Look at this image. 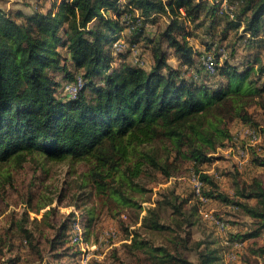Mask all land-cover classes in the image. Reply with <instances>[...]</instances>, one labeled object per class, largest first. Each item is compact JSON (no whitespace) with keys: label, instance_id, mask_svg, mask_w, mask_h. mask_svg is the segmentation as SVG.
Wrapping results in <instances>:
<instances>
[{"label":"trees","instance_id":"trees-1","mask_svg":"<svg viewBox=\"0 0 264 264\" xmlns=\"http://www.w3.org/2000/svg\"><path fill=\"white\" fill-rule=\"evenodd\" d=\"M228 5L237 6L233 17L220 13L216 0H54L46 9L38 5L31 11L0 6V163L20 166L30 155L54 162L85 161L91 163L90 177L99 193L124 206H140L128 190L145 191L137 181L145 164L168 177L172 171L170 163L150 153L133 160V152L165 138L174 145L176 158L194 162L207 200L234 204L254 219L251 231L232 239L264 236V181H235V194L244 201L236 200L220 190L216 174L200 167L214 162L217 157L209 154L231 137L218 124L228 117L256 125L248 104L264 97V0H229ZM163 17L169 18L166 27L147 35L146 25ZM188 24L196 34L203 30L199 45L191 41L198 37ZM121 38L124 47L118 49L115 43ZM139 47L152 51L149 69L129 59ZM209 55L213 72L205 64ZM78 77L84 85L71 96L64 85ZM210 113H217V119L207 128L204 118ZM253 162L264 167V157ZM190 194L166 195L145 207L142 225L175 230L162 220L163 205L183 217L177 227L192 225L194 213L183 208L193 198L203 201L194 189ZM191 208L197 211L199 206ZM74 217L71 213L50 240L58 260L81 253L70 244ZM17 226L19 239L40 253L36 233L23 221ZM186 234L170 248L149 245L136 229L129 247L145 249L155 264H222L219 250L206 241L196 244L198 262L185 256L180 246L186 248L190 231ZM16 245L9 229L0 231V257L11 253L6 264L20 263V254L12 253ZM253 251L264 256V244Z\"/></svg>","mask_w":264,"mask_h":264},{"label":"rangeland","instance_id":"rangeland-1","mask_svg":"<svg viewBox=\"0 0 264 264\" xmlns=\"http://www.w3.org/2000/svg\"><path fill=\"white\" fill-rule=\"evenodd\" d=\"M53 1L0 0V6L31 11L38 5L46 9ZM236 8L235 5L234 9L229 11L230 17H233ZM168 20V17H163L157 23H148L147 35L155 36L166 27ZM188 29L198 37L191 38V41L199 45V37H204L203 30L196 34L194 25L191 24H188ZM147 49L150 50L146 47L134 49L129 59L133 63L148 65L152 51ZM170 62L173 63L174 60L171 59ZM87 93L90 94L89 90ZM248 110L256 125L247 124L239 118H224L218 125L228 129L231 137L224 138L216 151L209 154L217 157L215 164L204 163L200 166L203 171L219 176L222 192L242 201L244 200L235 194V181L251 182L253 177L264 181V167L253 162L257 156L264 157V97L256 96L250 99ZM216 115L217 113L208 114L204 118V127L208 128L209 122L215 124ZM193 122H197V119ZM254 131L256 134H253ZM243 149L248 151L249 158L242 155L240 150ZM140 153L142 156L150 153L163 163H170L169 169L172 171V175L168 177L149 163L145 164L141 176L137 179L145 191L141 193L128 190L129 195H132L140 206H124L118 200L99 193L90 177L91 163L85 161L67 159L54 162L44 160L39 155H30L20 166L11 165L9 162L0 163V231L3 234L9 229L10 235L16 238L17 245L12 253L20 254L19 264H81L83 261H86V264H155L152 254L145 249L129 247L136 229L140 233L139 239L148 241L149 245H167L170 248H173V242L185 239L186 232L190 231L186 248L180 246V250L195 262H198L196 244L206 241L210 247L219 250L222 264H263L264 256L256 254L253 249L264 244V236L244 242L232 239L237 233L251 231L254 219L242 208L231 203L220 200H206L202 203L193 198L183 208L189 215L194 213L191 216L193 224H185L183 228L176 225L183 217L174 214L170 206L163 205L162 220L172 225L175 230L156 231L143 226V216L146 214L144 208L153 202L173 193L181 198L191 197L190 192L194 188L190 178L195 172V167L191 159L176 158L174 145L165 138L137 147L132 155L133 160L139 158ZM7 177L11 183H7ZM3 183L7 184L4 186ZM245 202L253 204L256 200L247 199ZM193 205H198L199 209L193 211ZM71 213L79 215L86 242L90 246L96 245V248L89 252L88 257L86 254L85 258L83 251L73 245L74 251L80 250L81 253L75 258L64 255L58 260L51 250L50 240L56 236L61 223L69 219ZM19 221H23L25 226L38 236V244L36 240L35 244L41 249L40 253H35L30 245L19 239ZM10 254L0 257V264H6L5 259Z\"/></svg>","mask_w":264,"mask_h":264},{"label":"built area","instance_id":"built-area-1","mask_svg":"<svg viewBox=\"0 0 264 264\" xmlns=\"http://www.w3.org/2000/svg\"><path fill=\"white\" fill-rule=\"evenodd\" d=\"M216 1L219 2V12L220 13L229 12L233 9V6L229 7V5H228L229 0H216ZM115 46L118 49L123 48L124 47L123 39L121 38V39L117 40L115 43ZM211 60H212V56L209 55L205 59V64H206L207 69L210 72H213L214 67H213V62ZM83 85H84V80L81 77H78V79L76 81L66 83L64 85V91L67 92L71 96H76V94L79 92L80 88ZM253 134H256V132L254 131ZM240 152L242 153V155L244 157L248 155V151L246 149L240 150ZM190 181L192 182L193 188H194L196 194L200 197L201 201H206L207 198L201 194V189L203 188L204 183L200 177V174L193 172L191 174ZM221 226H223V224H221ZM84 235H85V231L83 230V227L81 225L80 217L78 214H76L75 217L73 218V221H72V229H71V236H70L71 242H72V244H74L80 250L83 251L84 257L86 254L88 257L89 252L92 250H95L96 245L90 246L86 242ZM85 262L86 261H83V264H86Z\"/></svg>","mask_w":264,"mask_h":264},{"label":"crops","instance_id":"crops-1","mask_svg":"<svg viewBox=\"0 0 264 264\" xmlns=\"http://www.w3.org/2000/svg\"><path fill=\"white\" fill-rule=\"evenodd\" d=\"M141 48H143V47H141ZM140 49V47L138 48V50ZM147 50H149V49H147ZM150 51V50H149ZM149 57H150V60H149V64L148 65H146V66H143V67H145L146 69H149L151 66H152V64H153V57H152V55H151V53L149 54ZM141 65V64H140ZM231 150V149H230ZM247 158H249V156H247ZM246 158V159H247ZM217 160V159H216ZM216 162V161H215ZM215 162L213 163V164H215ZM217 178H219V176L217 177Z\"/></svg>","mask_w":264,"mask_h":264}]
</instances>
